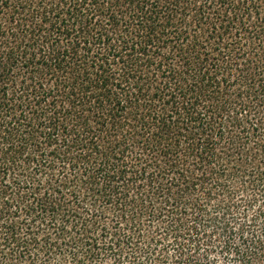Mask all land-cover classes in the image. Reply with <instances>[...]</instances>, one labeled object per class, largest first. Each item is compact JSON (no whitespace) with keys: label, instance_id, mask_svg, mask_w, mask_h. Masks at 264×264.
Listing matches in <instances>:
<instances>
[{"label":"trees","instance_id":"obj_1","mask_svg":"<svg viewBox=\"0 0 264 264\" xmlns=\"http://www.w3.org/2000/svg\"><path fill=\"white\" fill-rule=\"evenodd\" d=\"M0 264H264V0H0Z\"/></svg>","mask_w":264,"mask_h":264}]
</instances>
